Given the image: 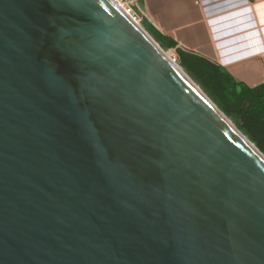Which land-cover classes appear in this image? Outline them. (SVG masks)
I'll list each match as a JSON object with an SVG mask.
<instances>
[{"label":"water","instance_id":"obj_1","mask_svg":"<svg viewBox=\"0 0 264 264\" xmlns=\"http://www.w3.org/2000/svg\"><path fill=\"white\" fill-rule=\"evenodd\" d=\"M0 264H264V158L113 0H0Z\"/></svg>","mask_w":264,"mask_h":264},{"label":"crops","instance_id":"obj_2","mask_svg":"<svg viewBox=\"0 0 264 264\" xmlns=\"http://www.w3.org/2000/svg\"><path fill=\"white\" fill-rule=\"evenodd\" d=\"M140 19L250 88L264 84V0H138Z\"/></svg>","mask_w":264,"mask_h":264},{"label":"trees","instance_id":"obj_3","mask_svg":"<svg viewBox=\"0 0 264 264\" xmlns=\"http://www.w3.org/2000/svg\"><path fill=\"white\" fill-rule=\"evenodd\" d=\"M151 31L166 47H174L171 41ZM177 51L180 65L202 82L219 107L236 119L238 128L264 153V84L250 88L212 61L192 52Z\"/></svg>","mask_w":264,"mask_h":264},{"label":"rangeland","instance_id":"obj_4","mask_svg":"<svg viewBox=\"0 0 264 264\" xmlns=\"http://www.w3.org/2000/svg\"><path fill=\"white\" fill-rule=\"evenodd\" d=\"M126 6H127V4L129 5V7H131L132 8V11H133V13L135 14L134 15V17L140 22V24L155 38V40L164 48V49H166L167 51H170L171 52V54H172V56H173V58H176V61H177V63L180 65V63H179V54H178V51H177V49L175 48V49H173V48H168V47H166L162 42H160L158 39H156V37L153 35V33H152V31L149 29V27H148V24L146 23V21L145 20H141L140 19V16H141V13H140V11H139V8H138V5H137V2H138V0L137 1H135L134 3H129V1L128 0H121ZM128 6H127V8L130 10V8H129ZM131 11V10H130ZM132 11H131V13H132ZM132 13V14H133ZM183 69H184V71L188 74V76H190V78L198 85V86H200V88L206 93V95H208L217 105H218V102L215 100V99H213L211 96H210V94L208 93V91L205 89V87H204V85L202 84V82L198 79V78H196L191 72H189L185 67H183L182 65H180ZM219 106V105H218ZM229 117L238 125V122L236 121V119L234 118V117H232V116H230L229 115Z\"/></svg>","mask_w":264,"mask_h":264},{"label":"bare ground","instance_id":"obj_5","mask_svg":"<svg viewBox=\"0 0 264 264\" xmlns=\"http://www.w3.org/2000/svg\"><path fill=\"white\" fill-rule=\"evenodd\" d=\"M115 1V3L117 5H119L132 19H134L140 26H142L140 24V22L134 17V14L131 13V9L129 10L127 8V6L121 1V0H113ZM143 27V26H142ZM161 46V45H160ZM162 47V46H161ZM162 49L164 50V52L169 56L171 57L172 59H175L173 58L172 54L170 51H167L166 49H164L162 47ZM176 61V59H175ZM177 63V61H176ZM182 68V67H181ZM182 70L184 71V69L182 68ZM185 72V71H184ZM205 93V92H204ZM206 94V93H205ZM208 96V95H207ZM209 97V96H208ZM210 100H212L210 97H209ZM212 102L218 107V109L220 110V112L222 113V115L224 116V118L227 120V122L234 128L236 129V131L242 136V138H244L249 144L250 146L261 156L264 158V153L260 150V148H258V146L242 131L238 128V126L236 125V123L212 100Z\"/></svg>","mask_w":264,"mask_h":264},{"label":"built area","instance_id":"obj_6","mask_svg":"<svg viewBox=\"0 0 264 264\" xmlns=\"http://www.w3.org/2000/svg\"><path fill=\"white\" fill-rule=\"evenodd\" d=\"M129 1V3H134L135 1H137V0H128ZM127 6L129 7V5L127 4ZM130 9H131V11H132V8L131 7H129ZM132 13H133V11H132ZM134 14V13H133ZM135 15V14H134ZM136 17V16H135ZM137 18V17H136ZM176 59V58H175Z\"/></svg>","mask_w":264,"mask_h":264}]
</instances>
